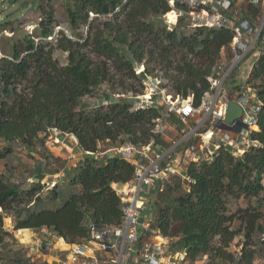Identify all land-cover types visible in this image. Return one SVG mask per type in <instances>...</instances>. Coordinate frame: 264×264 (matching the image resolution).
<instances>
[{
    "label": "trees",
    "instance_id": "16d2710c",
    "mask_svg": "<svg viewBox=\"0 0 264 264\" xmlns=\"http://www.w3.org/2000/svg\"><path fill=\"white\" fill-rule=\"evenodd\" d=\"M64 7L72 37L63 30L55 33L53 11L40 6L43 16L35 32L13 37L10 50L0 56V160L6 162L0 173V247L11 235L7 216L13 217L15 230L47 229L49 237L68 243L88 240L91 221L119 225L122 202L114 184L130 182L134 166L120 157L86 152L148 144L162 108H136L114 94L141 95L145 78L161 75L169 91L193 96L198 104L234 37L224 27L186 31L184 18L170 26L168 0H66ZM259 11L244 0L240 18L254 20ZM57 51L66 53L64 63ZM141 66L145 69L138 73ZM250 82L263 103L255 133L260 145L240 156L221 150L210 162L191 164L188 172L195 182L190 191L165 190L153 203V229L168 239L170 252L186 253L192 262L207 256L253 264L257 253L249 241L257 236L264 243V53ZM101 89L105 92L97 102L86 101ZM53 129L77 139L83 156L74 167L49 149ZM23 149L35 160L36 181L27 188L13 180V158ZM60 172L63 181L45 192V177ZM167 193L178 195L170 199ZM229 197L256 199L258 205L230 212ZM243 231L248 242L234 257L228 249ZM0 261L37 264L30 256L7 254Z\"/></svg>",
    "mask_w": 264,
    "mask_h": 264
},
{
    "label": "built area",
    "instance_id": "2783aa9c",
    "mask_svg": "<svg viewBox=\"0 0 264 264\" xmlns=\"http://www.w3.org/2000/svg\"><path fill=\"white\" fill-rule=\"evenodd\" d=\"M168 2L177 18L175 22L166 19L170 26L184 18L192 28H228L234 33L233 40L222 52L198 104L193 96L169 91L158 79L148 85L150 98L147 94L132 96L136 108H162L154 122L153 139L143 146L124 143L86 152L95 157H120L134 166L130 182L114 185L122 202L121 223L110 226L91 221L89 239L81 243L51 237L37 240L35 247L44 264H180L186 253L170 252L168 239L153 229L156 196L179 186L190 191L195 179L188 169L193 163L210 162L221 150L240 156L260 145L255 133L263 103L250 77L264 53V0H250L260 7L254 20H238V7L244 0ZM177 2L187 9L178 7ZM230 102L242 109L233 121L226 119ZM61 240L66 248L58 245Z\"/></svg>",
    "mask_w": 264,
    "mask_h": 264
},
{
    "label": "rangeland",
    "instance_id": "374dc122",
    "mask_svg": "<svg viewBox=\"0 0 264 264\" xmlns=\"http://www.w3.org/2000/svg\"><path fill=\"white\" fill-rule=\"evenodd\" d=\"M66 0H0V56L4 55L10 50V46L12 43L13 37H18L19 34L23 33H34L36 28H38V24L40 22L41 17L43 16L42 10L40 6L46 11H53L56 19V23L53 24L55 33L63 30L65 34L69 36H73V30L68 23L67 14L65 12L64 3ZM28 4V6H25ZM40 4V6H39ZM239 15L238 17H242V6L238 7ZM167 19V15H166ZM170 19V16H169ZM176 19L175 13L171 15V20L174 21ZM241 19V18H240ZM6 22V23H5ZM187 24V22H186ZM4 26V27H3ZM11 28L15 31L12 32ZM186 31H191L192 27L188 26L185 28ZM55 33L53 35H55ZM56 56L60 58V60L64 63L66 53L62 51H57ZM144 66H141L137 69V72L140 73L144 70ZM248 68L246 69L247 74ZM148 75L145 80V89L144 93L141 95H133L132 93L124 94V93H115L114 97L116 99H128L130 102L135 103V99L132 96H144L147 92L150 91L148 85L153 81L157 83L155 80H159L162 82V85L167 83V80L163 77ZM105 88V87H104ZM163 88V86H162ZM105 90L101 89L96 92L94 97L85 98L87 102L94 104L98 101V99L103 96ZM60 132L51 131L48 139L47 145L49 149L58 157L65 159L68 161V166L74 167L77 162L82 158L83 154L78 147L77 139L70 134H67V137L64 141L59 139ZM38 157V156H36ZM13 164L15 167V175L13 180L16 182H21L23 188H27L31 186L35 180L33 176L34 171V158H31L28 155V152L23 149L19 154H15L13 158ZM6 168V162L4 160H0V173L4 172ZM62 173H58L54 176L47 175L43 180V184L45 186V192L52 188L56 183H61ZM178 193H167L165 196L173 199L176 197ZM157 197V196H156ZM250 204L258 205L256 203V199H244V198H236L229 197L228 206L230 212H235L241 208H245ZM155 207L154 204H152ZM264 209V208H263ZM5 227L11 232L10 237L7 238V243L0 247V255H19L24 258L31 257L33 261L37 264H44V258L41 256L40 250L35 247V242L39 239H47L49 238L48 231L43 230H30V233L20 232L19 230H15L14 219L13 217L7 216L4 219ZM239 222H236L235 227H239ZM31 235L30 239L29 236ZM264 236V235H263ZM248 242V238H246L244 231L241 232L232 242L228 251L234 256L237 257L240 255L242 248ZM251 244V248L256 250V259L253 264H264V243L260 242L256 237L254 240L249 241ZM53 259L50 258V261ZM1 264V261H0ZM180 264H235L232 260L228 259L226 261H221L216 258L215 260L209 259L207 256L200 257L197 261L192 262L187 259L181 261Z\"/></svg>",
    "mask_w": 264,
    "mask_h": 264
},
{
    "label": "water",
    "instance_id": "95a60500",
    "mask_svg": "<svg viewBox=\"0 0 264 264\" xmlns=\"http://www.w3.org/2000/svg\"><path fill=\"white\" fill-rule=\"evenodd\" d=\"M241 113H242V109L240 106H238L237 104L233 103V102H230V106H229V109H228V112H227V121H233L234 119L238 118L241 116ZM53 131H56V129H53ZM67 137V134L65 133H61L59 135V139L61 141H64Z\"/></svg>",
    "mask_w": 264,
    "mask_h": 264
},
{
    "label": "bare ground",
    "instance_id": "6f19581e",
    "mask_svg": "<svg viewBox=\"0 0 264 264\" xmlns=\"http://www.w3.org/2000/svg\"><path fill=\"white\" fill-rule=\"evenodd\" d=\"M170 12H172V11H170ZM173 13H174V12H172V13L170 14V19H169V17H168V19H169L170 22H175V21L177 20V18H176L174 21L171 20V15H172ZM147 95L149 96L150 93H148ZM144 98H146V97H144ZM58 245H62V246H64V245H65V242L61 240V241L58 242Z\"/></svg>",
    "mask_w": 264,
    "mask_h": 264
},
{
    "label": "crops",
    "instance_id": "0c3cea01",
    "mask_svg": "<svg viewBox=\"0 0 264 264\" xmlns=\"http://www.w3.org/2000/svg\"><path fill=\"white\" fill-rule=\"evenodd\" d=\"M115 185V184H114ZM116 186V185H115ZM21 230V229H20ZM29 231H30V229H28ZM43 231H47V229H43ZM30 234H31V232H30ZM30 237H31V235L29 236V238L28 239H30ZM56 240V239H55Z\"/></svg>",
    "mask_w": 264,
    "mask_h": 264
}]
</instances>
